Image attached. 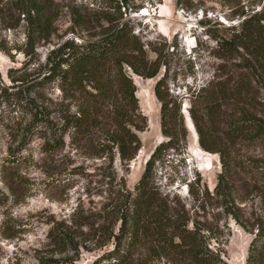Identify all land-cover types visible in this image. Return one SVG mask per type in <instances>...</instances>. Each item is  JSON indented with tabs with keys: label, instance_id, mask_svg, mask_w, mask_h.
<instances>
[{
	"label": "trees",
	"instance_id": "16d2710c",
	"mask_svg": "<svg viewBox=\"0 0 264 264\" xmlns=\"http://www.w3.org/2000/svg\"><path fill=\"white\" fill-rule=\"evenodd\" d=\"M222 1L241 20L214 37L215 56L220 59L218 72L200 87L190 88L188 112L200 147L219 155L221 171L215 194L224 201L226 211L253 234L246 264H264V1L258 10L245 8L244 0ZM7 11L15 21L8 24L9 28L17 27L21 20L26 22L24 53L34 54L40 40L52 41L57 9L49 0H0V24L10 21ZM106 20L108 24L97 38L83 42L73 37L62 39L32 71L13 78L11 84L0 80V104L25 106L30 112L24 137L32 136L40 126L49 137L47 145L59 148L66 134L71 139L82 134L85 139L95 134V128H101L103 137L90 136L93 154L110 153V162L115 158L114 150L123 161L136 157L142 147L138 131L145 129L148 119L126 67L142 77L154 78L163 64L162 54L156 52L151 60L126 21L114 23L109 16ZM0 49L8 53L6 46L0 45ZM164 64L167 72L168 65ZM50 83L60 87L67 103H61L54 120H45L41 112L44 105H39L42 99L30 97V93L39 94ZM154 93L160 102L161 132L166 139L152 150L135 188L130 190L116 180L119 187L99 214L104 222L98 226L93 223L87 232L70 231L54 237L74 251L92 238L100 244L113 241L108 256L114 264L130 262L136 249L144 245L152 259L163 258L174 264H227L219 245L212 243L211 228L200 218L197 208L202 206L189 208L180 197L163 194L151 176L158 153L163 148L182 152L189 136L182 100L168 90L166 73L157 79ZM237 175L246 191L260 199L259 213L245 221L229 206ZM113 178L112 174L111 183ZM190 191L193 194V187ZM204 192L210 195L208 190ZM62 263L66 261H54Z\"/></svg>",
	"mask_w": 264,
	"mask_h": 264
},
{
	"label": "rangeland",
	"instance_id": "374dc122",
	"mask_svg": "<svg viewBox=\"0 0 264 264\" xmlns=\"http://www.w3.org/2000/svg\"><path fill=\"white\" fill-rule=\"evenodd\" d=\"M49 1L57 9L54 34L51 42L40 40L34 54L24 53L26 22L21 20L17 27L9 28L8 24L15 21L12 13L6 12L10 21L0 24V45L8 50L6 53L0 49L2 82L11 84L13 78L35 69L62 39L73 37L83 42L97 38L108 24V16L114 23L126 21L144 44L148 57L153 60L156 52L161 53L163 64L154 78L142 77L126 67L148 119L145 129L138 131L142 147L128 161L121 160L115 150L113 162L109 160L110 153L93 154L90 136L94 133L85 139L82 134L75 139L66 134L59 148L47 145L49 137L40 126L32 136L24 137V125L31 119L28 108L0 104V264H54L57 259L66 261L62 264H114L108 256L114 248L113 241L100 244L92 238L74 251L60 244L54 234L87 232L93 223L98 226L104 222L99 214L118 189L116 180L130 190L135 188L152 150L166 139L161 132L160 102L154 93L157 79L165 73L168 90L182 100L189 136L182 152L179 148H163L158 153L151 176L163 194L180 197L189 208L202 206L197 208L200 218L211 228L212 243L219 245L227 264H246L253 234L226 211L224 201L215 194L221 171L219 155L200 147L187 97L190 88L200 87L218 72L220 59L215 56L214 37L226 33V27L238 25L241 18L234 17L232 7L222 0ZM263 1L242 3L247 5L245 8L258 10ZM31 96L42 99L39 105H44L41 112L45 120H54L61 105L67 103L56 83L48 84L39 94L31 92ZM93 132L103 137L101 128ZM26 140L27 145L22 147ZM239 178L235 177L229 206L245 221L259 213L260 199L248 193ZM149 253L147 245L138 247L133 260L125 264H174L163 258L152 259Z\"/></svg>",
	"mask_w": 264,
	"mask_h": 264
},
{
	"label": "bare ground",
	"instance_id": "6f19581e",
	"mask_svg": "<svg viewBox=\"0 0 264 264\" xmlns=\"http://www.w3.org/2000/svg\"><path fill=\"white\" fill-rule=\"evenodd\" d=\"M191 126V125H190ZM195 141H196V136H195ZM203 149V148H202ZM209 153V152H208Z\"/></svg>",
	"mask_w": 264,
	"mask_h": 264
},
{
	"label": "built area",
	"instance_id": "2783aa9c",
	"mask_svg": "<svg viewBox=\"0 0 264 264\" xmlns=\"http://www.w3.org/2000/svg\"><path fill=\"white\" fill-rule=\"evenodd\" d=\"M221 21H223V20H221Z\"/></svg>",
	"mask_w": 264,
	"mask_h": 264
}]
</instances>
